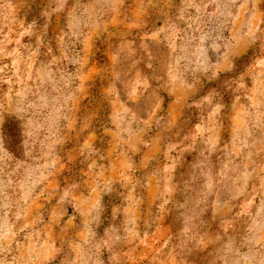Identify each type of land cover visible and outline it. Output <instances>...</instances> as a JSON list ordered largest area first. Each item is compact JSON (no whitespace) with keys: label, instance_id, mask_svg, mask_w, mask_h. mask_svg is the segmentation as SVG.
Segmentation results:
<instances>
[{"label":"rangeland","instance_id":"obj_1","mask_svg":"<svg viewBox=\"0 0 264 264\" xmlns=\"http://www.w3.org/2000/svg\"><path fill=\"white\" fill-rule=\"evenodd\" d=\"M0 264H264V0H0Z\"/></svg>","mask_w":264,"mask_h":264},{"label":"trees","instance_id":"obj_2","mask_svg":"<svg viewBox=\"0 0 264 264\" xmlns=\"http://www.w3.org/2000/svg\"><path fill=\"white\" fill-rule=\"evenodd\" d=\"M255 57L254 50H249L245 55H243L239 60L236 61V66L238 69L241 68L242 65L248 64L251 60H253ZM226 77V75H221V78ZM214 88V84H208L206 88L204 89L205 92H211V89ZM213 97H216L218 95V92L214 91L212 92Z\"/></svg>","mask_w":264,"mask_h":264}]
</instances>
